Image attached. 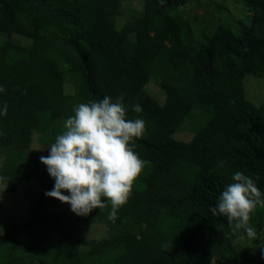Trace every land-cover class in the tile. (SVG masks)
Segmentation results:
<instances>
[{"label":"trees","instance_id":"obj_1","mask_svg":"<svg viewBox=\"0 0 264 264\" xmlns=\"http://www.w3.org/2000/svg\"><path fill=\"white\" fill-rule=\"evenodd\" d=\"M190 1L142 0L140 16L116 29L118 0H0V107L8 106L0 171L9 192L38 186L27 188L26 216L0 235V264H264L260 247L235 251L242 230L210 211L236 171L264 194V100L255 105L244 91L246 75L264 77V0H243L245 22L226 29L224 41L194 38L178 12ZM13 33L29 45L14 44ZM152 81L163 103L147 94ZM105 95L122 96L126 119L145 122L133 142L148 163L115 217L107 198L103 208L75 214L84 225L108 226L105 237L87 241L54 211L59 200L44 195L54 180L46 167L31 170L25 146L33 133L50 145L74 106ZM185 122L189 141L173 137ZM249 224L264 226V205Z\"/></svg>","mask_w":264,"mask_h":264},{"label":"clouds","instance_id":"obj_2","mask_svg":"<svg viewBox=\"0 0 264 264\" xmlns=\"http://www.w3.org/2000/svg\"><path fill=\"white\" fill-rule=\"evenodd\" d=\"M4 86L0 85V92ZM139 113V103L131 106ZM8 106L0 107V116ZM73 115L64 121V131L55 137L47 156H40L46 166L53 187L44 195L67 203L76 215H87L94 208H103L105 199L111 204L110 216L115 217L119 206L126 203L134 179L148 162L134 151L133 138L145 131L140 118L126 119L123 97L114 101L102 99L80 103ZM228 184L217 197L210 211L214 216L227 218L233 232L242 230L247 239L257 241L264 256V229L250 226V213L260 204L264 194L255 181L241 171L233 173Z\"/></svg>","mask_w":264,"mask_h":264},{"label":"rangeland","instance_id":"obj_3","mask_svg":"<svg viewBox=\"0 0 264 264\" xmlns=\"http://www.w3.org/2000/svg\"><path fill=\"white\" fill-rule=\"evenodd\" d=\"M119 8L118 13L113 18V25L116 29H120L125 23L131 22L140 16L142 12V0H118ZM181 17L185 18L189 24L193 36L197 41L209 36H216L219 41H224L225 30L230 29L233 32L237 30L239 21L245 22V17L248 14L243 0H196L190 1L178 9ZM5 36L0 34V41ZM10 40L21 46L29 45V41L13 33ZM145 90L148 95L154 98L159 103H163L164 93L159 89L155 81L149 82ZM244 91L246 98L255 105H259L264 100V77L255 78L251 75H246L244 78ZM63 93L67 96H72L74 88L71 84H63ZM67 117L62 119V126ZM192 130L189 122L183 123L181 129L178 130L173 137L189 141L192 137ZM49 145H42L39 142V135L33 133L29 145L25 148L31 155V170L38 172L46 166L40 161V156L48 155ZM2 157L0 156V169ZM2 170V169H1ZM11 173V169L8 171ZM3 172L0 171V209H1V223L0 235L10 232L11 225H18L20 221L26 216L27 207L29 204L28 186L35 187L38 190L36 183L31 181L27 184H19L15 191L9 192L7 190L8 181L5 180ZM31 184V185H30ZM54 211L61 216V219L68 225L76 228L77 234L80 238L85 240H95L105 237L107 235L108 226L106 224H92L84 225L82 221L76 217L75 213L70 210L67 203L58 201ZM258 231L264 229L261 227L256 228ZM264 241V236L260 238ZM232 247L235 251H239L245 247L257 248V241L247 239L244 235H238L232 242ZM87 250L85 246L82 248Z\"/></svg>","mask_w":264,"mask_h":264}]
</instances>
